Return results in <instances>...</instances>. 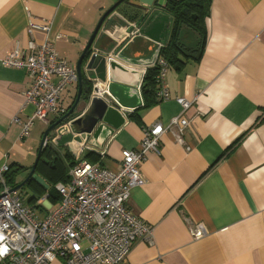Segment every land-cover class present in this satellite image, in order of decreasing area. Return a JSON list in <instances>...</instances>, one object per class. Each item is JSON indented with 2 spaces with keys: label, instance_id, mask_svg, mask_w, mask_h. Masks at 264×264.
Wrapping results in <instances>:
<instances>
[{
  "label": "crops",
  "instance_id": "1",
  "mask_svg": "<svg viewBox=\"0 0 264 264\" xmlns=\"http://www.w3.org/2000/svg\"><path fill=\"white\" fill-rule=\"evenodd\" d=\"M117 1L0 0V168L25 167L18 172L17 183L29 174L47 126L74 104L79 82L62 92L64 113L50 114L49 122L36 119L22 138L23 124L34 113L32 105H25L31 77L25 68L6 65V56L16 47L26 52L30 40L39 43L48 36L58 55L77 66L100 18ZM130 1L141 5L139 0ZM156 10L151 8L144 19L132 21L116 8L82 64L88 71L93 54L109 59L116 53L125 65L144 70L140 96L126 84L115 85L112 94L132 107L123 126L103 147L92 144L86 135L90 149L74 152L69 140L84 141L97 111L95 105L82 101L49 134L46 144L59 150L67 147L76 162L80 158L90 161L88 154L94 152L100 159L93 163L117 170L123 150L141 147L146 128L185 114L192 119L186 143H178L166 132L160 138V152H150L141 164L147 181L133 188L129 206L154 227V244L136 240L124 264H264V0H209L201 57L196 60L186 54L190 50L177 51L181 62L169 66L172 98L168 100H159L143 87L148 70L155 67L161 48L170 39L174 22L171 11L156 15ZM47 22L52 24L50 33L32 27ZM135 22L144 32L129 37L126 34ZM180 38L186 48L199 46V32L191 27L184 26ZM196 95L193 105L183 112L176 96L193 100ZM104 99L116 102L108 91ZM87 112L91 117L84 120ZM22 188L27 201L32 191ZM37 213L43 217L47 212ZM199 224L207 232L196 238L191 227ZM51 264L67 262L58 258Z\"/></svg>",
  "mask_w": 264,
  "mask_h": 264
},
{
  "label": "built area",
  "instance_id": "2",
  "mask_svg": "<svg viewBox=\"0 0 264 264\" xmlns=\"http://www.w3.org/2000/svg\"><path fill=\"white\" fill-rule=\"evenodd\" d=\"M33 26L48 33L52 28L50 22ZM140 33L141 27L135 22L126 35ZM108 57L120 59L116 53ZM4 63L25 68L31 77L25 105H32L34 113L23 124L22 138L36 119L49 122L50 114L64 113L60 108L62 92L78 81V72L72 62L58 55L53 39L47 36L39 43L32 39L26 52L16 47ZM154 63L159 67L157 98L168 100L172 98L167 83L169 63L161 56ZM108 83L95 81L93 96L106 98ZM197 96L193 100L176 96V100L185 112ZM191 124L192 119L185 114L173 117L167 124L154 123L145 129L140 148L123 150L117 170L80 158L70 168V180L56 184L62 197L56 206L52 205L49 194L42 196L36 205L28 204L20 190L12 191L5 178L9 167L3 165L0 168V264H51L58 258L67 264H124L136 240L153 245L154 227L129 206L132 190L147 181L141 164L150 152H160L161 136L171 132L178 143L185 144V133ZM82 138L84 141L69 140L76 153L90 149L87 136ZM37 211L47 213L41 217ZM206 232L200 224L191 227L196 238Z\"/></svg>",
  "mask_w": 264,
  "mask_h": 264
},
{
  "label": "water",
  "instance_id": "3",
  "mask_svg": "<svg viewBox=\"0 0 264 264\" xmlns=\"http://www.w3.org/2000/svg\"><path fill=\"white\" fill-rule=\"evenodd\" d=\"M123 1L124 0L117 1L113 6H111L108 10H106V12L100 18L76 66L78 72L79 90L74 104L72 105V107L68 112H66L64 115H62L60 118H58L56 121L52 122L48 126L42 137L36 160L32 165V167L30 168L29 174L21 183L13 186L12 191L21 189L30 179H34L36 182L46 187L47 189L50 187L46 179L41 175H38V173L36 172L37 164L39 162L42 149L46 144L49 134L59 125H61L64 121L68 120V118L75 113L76 109L79 107L82 101L87 103L89 102L91 106L95 105V107L97 108L96 116L93 117V120L91 121L90 126L87 128L85 135L91 137L90 142L98 147H103L106 141L111 137V135H113L115 131L121 128L123 124L126 122L127 120L126 112L130 110L131 106L126 105L125 103L120 101V99L116 95H113L115 90L117 89V86L115 85H119L122 83L126 84L129 86L130 92L139 94L140 96L139 87L143 79L144 70L127 66L117 59H107L105 57L98 58L97 55L95 54L92 55L89 61L88 71H84L82 66L83 61L86 55L88 54V52L90 51L92 43L96 35L98 34L100 28L102 27L104 21ZM139 1L141 3L140 6L144 9V13L146 15L147 13H150L151 8L157 9L156 15L159 13V11H161L160 13H163L164 10H169V5H168L169 0H167L166 2H164L163 0H139ZM185 11L187 13L190 12L188 7L185 8ZM153 17L154 15L150 17V22L152 21ZM171 17L173 20L174 16ZM143 32L144 31L141 29V33ZM97 80H100L104 83L110 82L108 83L107 91L111 96H113L114 100L116 101L115 103L111 104L106 102L103 97L93 96L92 94L93 87L95 81ZM85 81L87 83H85ZM84 95L86 96L84 97ZM83 117L78 120L79 123H81L84 120H87L86 117L89 119V117H91V113L87 112L84 120Z\"/></svg>",
  "mask_w": 264,
  "mask_h": 264
},
{
  "label": "trees",
  "instance_id": "4",
  "mask_svg": "<svg viewBox=\"0 0 264 264\" xmlns=\"http://www.w3.org/2000/svg\"><path fill=\"white\" fill-rule=\"evenodd\" d=\"M168 5L169 10L174 15V22L170 39L167 45L161 48L160 56L166 58L170 66V64L175 63L176 61L181 62L177 57V51L186 52V49L191 51L190 53H186L187 55L199 60L205 45V17L208 15L209 11V0H169ZM187 7L190 10L189 13L185 11V8ZM117 10L121 11L127 19L132 21H138L140 18L144 19L146 15L144 13V9L141 6L134 4L130 0H124L117 7ZM184 26L191 27L192 29L199 32L200 42L196 49L186 48L181 42L180 33ZM158 69V66L150 68L145 76L143 84L144 90L147 93L155 94L156 97L158 86L156 82V75L158 73ZM85 83L87 82L85 81ZM58 118L52 122L56 121ZM236 145L237 143L234 144L230 150H232ZM88 157L92 162H98L100 159V157L94 152L88 154ZM75 163L76 161L67 147H64L63 150H59L55 146L47 143L42 149L36 172L38 175H41L46 179V181L50 184V188L47 189L34 179H30L24 186L28 187L32 191V194L27 199V203L36 205L38 200L46 193H49V199L53 203H59L62 197L55 186L59 182L66 183L70 180L69 171L70 168L75 165ZM24 168L25 167L16 164L11 165V167L5 173L7 183L12 187L19 184L16 182L17 175L18 172Z\"/></svg>",
  "mask_w": 264,
  "mask_h": 264
},
{
  "label": "rangeland",
  "instance_id": "5",
  "mask_svg": "<svg viewBox=\"0 0 264 264\" xmlns=\"http://www.w3.org/2000/svg\"><path fill=\"white\" fill-rule=\"evenodd\" d=\"M185 41H186V42H188V41H189V40H188V38H186V40H185ZM47 128H48V126H47ZM54 131H55V130H53V131H52V134H53V132H54ZM26 177H27V176H26ZM26 177H25V178H26ZM25 178H24V179H25ZM24 179H23V180H24ZM25 190H26L25 188H21V189H20V191H22V192H23V196H24V197H25V195H26V194H25V193H26V192H25ZM24 194H25V195H24ZM45 195H47V193H46V194H44L43 196H45Z\"/></svg>",
  "mask_w": 264,
  "mask_h": 264
}]
</instances>
